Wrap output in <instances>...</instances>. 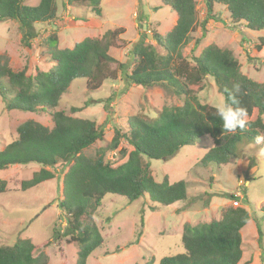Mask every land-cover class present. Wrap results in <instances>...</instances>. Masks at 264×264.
I'll list each match as a JSON object with an SVG mask.
<instances>
[{"label": "trees", "instance_id": "1", "mask_svg": "<svg viewBox=\"0 0 264 264\" xmlns=\"http://www.w3.org/2000/svg\"><path fill=\"white\" fill-rule=\"evenodd\" d=\"M101 2L66 0L63 6L86 4L93 16L101 19ZM164 2L177 14L176 24L164 36L154 34L157 46L147 42V36L134 44L130 55L135 61L130 72L127 64L119 62L109 52L124 33L123 28L109 29L100 38L87 37L72 48H60L58 35L50 34L46 44L51 67L35 74H28L26 67L14 71L9 57L0 55V97L6 110L43 111L51 115L53 121L52 127L33 119L20 124L17 137L0 150V170L14 164H39L41 169L21 184L26 191L56 178L55 171L49 168L60 163L68 166L59 203L67 215V227L62 233L56 232L53 238L69 236L70 241L80 245L76 264H88L92 253L104 244L94 219L104 196L120 195L129 203L148 196L153 203L165 207L187 199V182H172L167 176L157 181L151 160L166 159L182 147L196 145L200 139L210 137L213 145L201 162L225 165L239 156V146L256 144V135L264 134V82L242 72L236 51L212 43L192 58L193 64L183 53L192 32L201 27L202 36L207 33V23L216 19L213 14L216 3L228 7L234 24L245 25L252 31L264 30V0H203L206 15L202 21L196 0ZM58 10V0H40L36 6L26 5L25 0H0V22L8 19L18 22L23 41L29 46L39 36L36 24L54 21ZM258 40L257 47L261 50L264 36ZM198 44L199 40L195 42ZM114 64L119 70L113 68ZM118 72L128 84L161 87L184 98V104L164 106L151 120L132 118L125 128H115V135L105 148L95 156L86 155V149L104 138V131L91 119L56 108L74 80L85 79L87 88L94 91L106 81H115ZM208 75L214 77L224 99L228 91L238 86L236 95L240 105L248 111L249 127L245 131L223 132L215 109L199 102L198 92L203 89ZM81 109L73 107L71 111L78 113ZM122 140L128 147H121ZM261 148L264 150V145ZM115 150L120 154L118 163L106 159L107 154ZM250 219L245 207L230 206L223 209L219 219L196 225L186 223L181 236L184 252L166 256L160 264H238L243 256L241 231ZM106 221L111 223L112 218L109 216ZM143 225L144 219H141L136 240L143 235ZM258 232L259 240L263 241L264 234L259 227ZM153 260L154 257L147 264ZM48 262L47 254L39 251L29 238L19 239L12 245H0V264Z\"/></svg>", "mask_w": 264, "mask_h": 264}, {"label": "rangeland", "instance_id": "2", "mask_svg": "<svg viewBox=\"0 0 264 264\" xmlns=\"http://www.w3.org/2000/svg\"><path fill=\"white\" fill-rule=\"evenodd\" d=\"M39 1L25 0V4L36 6ZM64 1L58 0L57 19L36 24L39 36L29 46L23 41L18 22L10 19L0 22V55L9 57L14 71L25 67L28 74L48 70L51 58L46 41L52 33L58 35L60 48H72L87 37L100 38L109 29L123 28L124 33L116 39L109 52L119 62L127 64L130 72L135 61L130 55L134 44L147 36V42L157 46L154 34L166 35L177 21V14L164 0H102L101 19L93 16L86 4L65 7ZM196 1L202 21L206 15L204 2ZM213 14L216 19L207 23L205 36H202L201 27L191 33L183 48L184 55L193 64L192 58L209 44L233 49L239 57L242 72L264 82V47L261 50L257 47L264 30L252 31L234 24L226 5L216 3ZM197 40L199 44L195 45ZM113 68L119 70L116 64ZM202 86L198 92L201 104L212 105L225 100L214 77L208 75ZM183 104L184 98L161 87L128 84L123 74L118 72L115 81H106L94 91L87 88L85 79L74 80L56 110L91 119L104 131V138L85 150L86 155L95 156L112 141L115 128H125L134 117L151 120L164 106ZM73 107L82 109L72 113ZM28 119L53 126L48 113L8 111L0 97V150L17 137L18 126ZM209 138L200 139L193 146H184L166 159L150 161L157 181L167 176L172 182H187L186 200L165 207L153 203L148 196L133 203L116 194L102 198V206L94 219L100 227L104 244L92 253L88 264H147L153 257L151 264H160L162 258L184 252L181 236L186 223L196 225L219 219L223 209L230 206H243L251 215L241 232L243 256L238 264H264V237L260 241L258 232L259 227L264 234V150L258 144H243L239 146V156L232 158L230 163L205 165L201 160L213 145ZM121 147H128L125 140H122ZM106 159L120 162L119 151H110ZM67 167L60 163L49 168L55 171L56 178L26 191L21 184L41 169L39 164H14L0 170V186L3 182V191H0V245H12L19 239L29 238L39 251L47 254L48 264H76L80 245L70 241L69 236L53 238L56 232L62 233L67 227V215L59 207ZM109 216L111 223L106 221ZM141 219H144L143 235L136 240Z\"/></svg>", "mask_w": 264, "mask_h": 264}, {"label": "clouds", "instance_id": "3", "mask_svg": "<svg viewBox=\"0 0 264 264\" xmlns=\"http://www.w3.org/2000/svg\"><path fill=\"white\" fill-rule=\"evenodd\" d=\"M238 91V86H234L233 90L228 91L227 98L223 102L211 105L222 121V130L225 133L235 134L238 130L242 132L249 127L248 111L240 105L236 95ZM255 143L264 145V134L258 133L255 137Z\"/></svg>", "mask_w": 264, "mask_h": 264}, {"label": "crops", "instance_id": "4", "mask_svg": "<svg viewBox=\"0 0 264 264\" xmlns=\"http://www.w3.org/2000/svg\"><path fill=\"white\" fill-rule=\"evenodd\" d=\"M244 27H246L245 25H243ZM248 29V28H247ZM249 30V29H248ZM260 36V35H259ZM263 36V35H262ZM242 232V231H241Z\"/></svg>", "mask_w": 264, "mask_h": 264}, {"label": "built area", "instance_id": "5", "mask_svg": "<svg viewBox=\"0 0 264 264\" xmlns=\"http://www.w3.org/2000/svg\"><path fill=\"white\" fill-rule=\"evenodd\" d=\"M238 204V202H236Z\"/></svg>", "mask_w": 264, "mask_h": 264}]
</instances>
